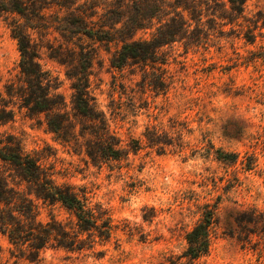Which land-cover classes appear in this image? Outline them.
<instances>
[{
    "label": "rangeland",
    "instance_id": "obj_1",
    "mask_svg": "<svg viewBox=\"0 0 264 264\" xmlns=\"http://www.w3.org/2000/svg\"><path fill=\"white\" fill-rule=\"evenodd\" d=\"M217 6V14L230 10L223 0ZM57 12H48L52 21L61 17ZM13 18L0 14L2 86L21 80ZM30 33L76 136L59 142L46 116H30L18 101L15 119L0 132L19 138L57 183L87 191L111 216L114 232L93 249L49 246L40 253L16 247L0 232V264H172L178 257L191 264L181 258L185 238L206 209L216 219L212 245L194 264H264V0L247 1L244 15L231 21L210 14L197 31L199 45L166 47L164 64L153 66L114 68L111 58L120 44L85 36L68 43L54 27ZM76 44L93 50L89 94L111 132L123 148L139 147L122 160L93 162L87 155L90 132L77 120L67 77L74 72ZM218 151L229 161L218 159ZM41 206L42 222L52 213L73 226L75 218L60 205Z\"/></svg>",
    "mask_w": 264,
    "mask_h": 264
},
{
    "label": "trees",
    "instance_id": "obj_2",
    "mask_svg": "<svg viewBox=\"0 0 264 264\" xmlns=\"http://www.w3.org/2000/svg\"><path fill=\"white\" fill-rule=\"evenodd\" d=\"M220 1L0 0V14L14 16L9 26L18 44L21 73L18 85L2 86L0 78V126L15 119L18 101L19 107L30 116L44 114L49 131L59 142L71 141L76 136L77 126L62 111L64 103L61 95L55 93V79L41 65L30 31L54 27L68 43L85 36L101 43L120 44L111 58V65L117 69L132 64L153 66L162 63L166 47L176 43L187 48L199 45L202 37L197 31L204 29V21L210 14L231 21L244 15L249 0H223L230 10L217 14L213 8ZM51 9L61 13L59 20L52 21L54 14H48ZM147 31H152L149 38H137L140 32ZM248 41L253 43V37ZM76 45L79 50L71 57L76 62L74 72H68L67 77L72 81L77 120L90 132L86 137L87 155L93 162L122 160L139 147L130 151L123 148L122 140L111 132L106 115L89 94L93 50ZM217 154L218 159L229 161L225 153ZM41 205H60L75 218L73 226L59 222L52 213L48 222H42ZM215 222L214 211L206 209L200 222L187 233V249L181 258L194 264L208 255ZM0 232L16 247H29L34 253L49 246L78 252L110 241L114 225L109 213L95 205L87 191L57 183L54 173L37 156L26 152L19 138L0 132ZM179 260L180 257L172 264H180Z\"/></svg>",
    "mask_w": 264,
    "mask_h": 264
}]
</instances>
